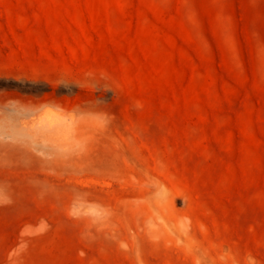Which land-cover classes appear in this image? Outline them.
Returning a JSON list of instances; mask_svg holds the SVG:
<instances>
[{
	"label": "rangeland",
	"instance_id": "obj_1",
	"mask_svg": "<svg viewBox=\"0 0 264 264\" xmlns=\"http://www.w3.org/2000/svg\"><path fill=\"white\" fill-rule=\"evenodd\" d=\"M0 264H264V0H0Z\"/></svg>",
	"mask_w": 264,
	"mask_h": 264
}]
</instances>
